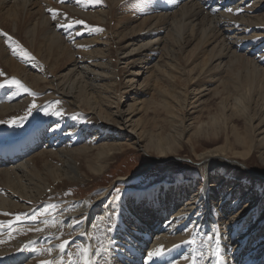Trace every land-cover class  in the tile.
<instances>
[{"label": "bare ground", "instance_id": "obj_1", "mask_svg": "<svg viewBox=\"0 0 264 264\" xmlns=\"http://www.w3.org/2000/svg\"><path fill=\"white\" fill-rule=\"evenodd\" d=\"M230 1L0 0V84L5 70L30 90L0 103V142H32L0 166V264H69L81 247L92 264H264V173L250 166L254 151L264 159V0ZM41 106L52 109L22 133ZM134 147L145 168L188 147L197 171L119 201L110 188L138 173L66 198ZM50 203L54 214L31 219Z\"/></svg>", "mask_w": 264, "mask_h": 264}, {"label": "rangeland", "instance_id": "obj_2", "mask_svg": "<svg viewBox=\"0 0 264 264\" xmlns=\"http://www.w3.org/2000/svg\"><path fill=\"white\" fill-rule=\"evenodd\" d=\"M238 1L239 0H231L230 2H227L226 5L229 4L228 6H231L234 3L237 4ZM215 3H216V1L213 2V4H215ZM220 6L221 5H219L216 8H213V9L214 10L219 9ZM261 7H262L261 11L264 12V5ZM219 11H220V9H219ZM0 28L2 29L1 26H0ZM191 46H193V44ZM191 46H189V48ZM187 47H188V45H187ZM3 72L5 73V74L2 73V75H4V77H5L4 79H12V78L17 79V77H15V76L8 77L9 73L6 72L5 70H3ZM144 77L145 76H143V79H144ZM1 80L2 79H0V81ZM3 83L6 86L0 87V103L3 102V100L7 96H11V95L13 96L15 94L16 90L19 89L17 86L13 85L10 81H9V84H8V82L6 83V81H2L1 84H3ZM136 84H137V82L135 83V85ZM21 92L23 94L25 93V91H23L22 89H21ZM51 103H53V102H50V105H54ZM212 105H213V103H212ZM125 106H126V102H125ZM43 109H45V110H43ZM51 109H52L51 106H49V107L41 106L37 109L40 112L39 111L37 112L35 109L30 110L29 115H27L28 114V112H27V114L25 113L26 115L24 114L22 116L24 120L23 121L21 120V123L24 124V122H25V124H26V121H27L26 125H29L28 120L32 119L33 116H35V117L40 116L41 110H43L42 112L46 114V113H50ZM205 112L206 111H204L200 114L201 115L200 118L205 117ZM39 123H40V121H39ZM238 124H239V128H241V129L244 128V120H239ZM16 126H18V125H16ZM231 140L233 142H235L233 135H231ZM220 141H221L219 143L220 146H223L224 144H226L227 140L223 136L222 139L220 138ZM234 147H236V146H234ZM245 148L247 149V147H245ZM233 151L234 150H228V152L231 156L238 157L237 155L231 154ZM191 154H192V151L187 147V148H185V150L182 151L181 155H179V156L176 155L174 157H171V158L165 160L164 162H159V161L153 162L152 161L153 163L145 168L142 166L148 160H152L150 154L145 153V151L140 149L139 147L130 148V149H128L127 154H124V155L122 154L120 157L114 158L110 161L107 171L102 175V177L98 181L97 180L96 181L91 180L90 182H87L85 185L83 184V185H80L77 187L74 186L72 188H69V190L66 193V198H71L72 196H74L75 198L83 199V198H87L89 196H96L95 195L96 191L98 189H100L102 186H107V185L111 184L114 180H116L117 178H120V176L132 174V173H138V174L136 176H134V178L130 179V181H126L129 184L123 185L124 184L123 182L122 183L118 182L110 188L111 189V196L109 198L111 201H119L121 195H123L125 193L130 194L129 192L141 190L142 188L147 187L149 184H154V182H156V181H161V182H164L166 180L171 181V180L176 179L181 174H183L185 177L186 176H193V174L196 173V171H197L198 165L196 164V162H194L191 159V156H190ZM251 157H253V158L250 160V166L252 168L258 169L259 170L258 172L264 173V159L262 158L263 156L261 155V153L257 152V150H256V151H254L253 155H251ZM233 167L234 166H229V170ZM245 169L247 170V168H245V167L244 168L240 167V170L237 173L238 180L240 178H243L245 176V174H247V171ZM199 182H200V180H199ZM117 189L119 190L118 193L116 191ZM103 233H104V231L102 230L100 232L101 235H99L98 237L100 238L103 235ZM108 239L110 240L111 237L108 236ZM201 240H199L198 243L201 242L200 244H203L205 242L204 241L205 239H201ZM185 241L187 242L189 240L186 238ZM191 246H192V244H189V246H187L189 250L191 249ZM97 247L101 251H103L101 249V247H99V246H97ZM104 247L105 246H102V248H104Z\"/></svg>", "mask_w": 264, "mask_h": 264}, {"label": "snow or ice", "instance_id": "obj_3", "mask_svg": "<svg viewBox=\"0 0 264 264\" xmlns=\"http://www.w3.org/2000/svg\"><path fill=\"white\" fill-rule=\"evenodd\" d=\"M77 3H79V0H77ZM228 11H233L232 9H228ZM237 12H239L240 10H236ZM49 12L53 14V19H56L57 15H60L61 13H59L58 10L55 9H49ZM66 15V14H64ZM78 23L80 24H84L83 21H78ZM61 27H63V25H61ZM69 27H71V25H69ZM99 30V29H98ZM3 35L7 36L6 33H2ZM11 83L15 86H17L18 88L22 89L25 92H29L30 90L23 85L19 80H17L16 78H12ZM5 84H0V87H5ZM35 95V93H33ZM33 108L37 107V105H35V103H33L32 105ZM53 114L55 115H59L60 112H54ZM117 193L119 192V190H116ZM56 209V205L55 204H48L46 207H44L43 211H36L34 215H32L31 219L33 221H37L38 217H44L46 215H48L50 212L54 214V210ZM5 215H10V214H5ZM22 217L20 214H17L15 216V221H10L9 222V227L11 228L15 223H19L21 222ZM44 223H48V221H43ZM111 228V226H109ZM3 229L0 228V232H2ZM216 239V248L214 249V254L219 256L220 251H221V247H220V236L219 234L216 235L215 237ZM5 241L0 239V243H4ZM71 243V241L65 240L62 243L58 244L56 247L63 253L67 246ZM187 243L189 244H195V239H191L189 241H187ZM48 252H51L52 249L49 248L47 249ZM96 254L95 250H90L89 247H81L79 249L78 252V257H81L82 259H78L77 261H70L69 264H92L91 261V256ZM164 254V250H163V246H160L159 248L151 251L150 253H148V259L151 260L153 257H159L161 255ZM67 255L71 256L72 253H67ZM41 264H53L52 261H42ZM59 264H64V257L61 256L60 260H59ZM192 264H196V258L195 256L192 257Z\"/></svg>", "mask_w": 264, "mask_h": 264}]
</instances>
